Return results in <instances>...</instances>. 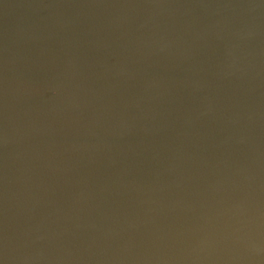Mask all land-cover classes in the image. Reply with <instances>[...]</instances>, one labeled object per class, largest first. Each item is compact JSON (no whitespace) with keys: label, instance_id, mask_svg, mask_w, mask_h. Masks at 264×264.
Returning <instances> with one entry per match:
<instances>
[{"label":"water","instance_id":"95a60500","mask_svg":"<svg viewBox=\"0 0 264 264\" xmlns=\"http://www.w3.org/2000/svg\"><path fill=\"white\" fill-rule=\"evenodd\" d=\"M0 264H264V0H0Z\"/></svg>","mask_w":264,"mask_h":264}]
</instances>
